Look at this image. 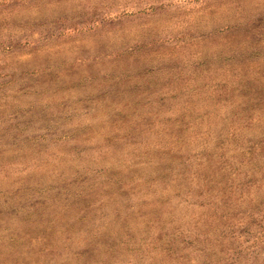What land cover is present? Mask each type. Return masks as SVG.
<instances>
[{
  "label": "rangeland",
  "instance_id": "obj_1",
  "mask_svg": "<svg viewBox=\"0 0 264 264\" xmlns=\"http://www.w3.org/2000/svg\"><path fill=\"white\" fill-rule=\"evenodd\" d=\"M250 2L0 0V264H264Z\"/></svg>",
  "mask_w": 264,
  "mask_h": 264
},
{
  "label": "clouds",
  "instance_id": "obj_2",
  "mask_svg": "<svg viewBox=\"0 0 264 264\" xmlns=\"http://www.w3.org/2000/svg\"><path fill=\"white\" fill-rule=\"evenodd\" d=\"M115 6L116 5L114 4L113 7ZM257 6H264V0H259V4H257V0H251L250 3L242 5L240 11L246 12L247 10Z\"/></svg>",
  "mask_w": 264,
  "mask_h": 264
}]
</instances>
